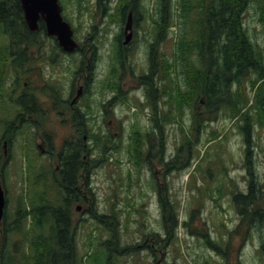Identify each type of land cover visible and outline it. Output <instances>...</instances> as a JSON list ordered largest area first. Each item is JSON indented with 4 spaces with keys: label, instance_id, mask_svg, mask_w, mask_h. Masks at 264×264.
<instances>
[{
    "label": "rangeland",
    "instance_id": "rangeland-1",
    "mask_svg": "<svg viewBox=\"0 0 264 264\" xmlns=\"http://www.w3.org/2000/svg\"><path fill=\"white\" fill-rule=\"evenodd\" d=\"M262 1L264 4V0ZM142 3H149L150 8H152L154 0H143ZM73 11L66 9L67 14L72 19V23L68 21L76 30L75 37L85 44L86 50L92 51L94 47V39H91V33L92 35L95 33L92 30L93 25L99 26L98 34L96 31L97 35L95 36L96 42L100 40L101 35L99 36V32L101 30L108 35L112 33L111 38L113 37L115 30L109 21V12L106 14L100 12L94 24H92L91 20L93 17H91L89 12L78 15L77 8ZM177 15L179 16V14ZM259 16V3H253L246 13L245 26L254 38V42L259 44L261 48H264V26L259 20ZM178 21L181 23L182 19ZM146 22L145 30L147 33L144 32V34L148 35L149 25L152 26L154 23L153 20H146ZM171 30V37L163 42V49L168 54H171V50L174 48V35L179 31V27L173 26ZM5 43H7V37L0 30V46ZM44 48L49 53L53 49V41L46 40ZM106 52L108 51L99 50L101 60L99 61L98 68L100 71L109 67ZM61 54L55 64L41 63L39 69L37 64H30L33 71H38V73L40 71L41 75L50 79L49 81L56 88H65L69 83L68 79L73 76L76 69L80 68V57L78 58L76 55L71 57L62 52ZM74 60H77L79 64L74 63ZM26 68L29 70V67ZM13 73H15V69L5 71V86L4 90L0 91V156L2 154L1 158L3 162L12 156V161L6 170V179H0L6 191V212L9 215L8 225L15 219L17 202H19L21 195L25 197V203L29 209L33 204L39 206V203L36 204L39 201L37 194L45 189L43 184L36 186L34 178L38 172L39 159L46 165L44 168H39L41 171L49 168L48 163L45 162L47 158L37 154L36 150H29L27 152L26 147H24L25 141L29 140L28 138L30 137L33 141L36 140L37 144L43 146L41 138H44L43 135L45 134L52 136L55 146H58L61 145L62 138L69 135L70 131L74 132L73 128L70 129V125L60 121L59 109L51 107L53 109L49 113H46L48 117L43 122V128L31 127L26 132L18 133L13 145L9 143L5 145L4 142L6 141L3 139V134L7 123L15 121L22 111V104H16L13 96V94H19L17 91L20 90V83L30 80L34 88L37 91L40 90L36 79L31 80L26 78L22 79V81H16ZM38 79L40 81V76H38ZM127 83L129 86H131V83L132 85L137 84L135 80L128 81V79ZM245 83L248 90L244 91L243 97L250 99L249 104H240L238 106L241 108L240 111L237 110V107H232L231 109L230 107L228 109L223 107V109L219 110L218 114L214 110L216 108V104H214L211 114L212 116L218 115V117H212L215 121L209 120V122H203V127L200 130L195 127V124L191 123V111L186 109L183 124L188 127L191 126L193 129L187 128L185 130L183 126L185 130L183 138L189 139L192 144H190V149L184 148L185 161L182 160L180 165H168L177 156V147L181 145L182 140L180 139L181 131L179 126L175 124H170L166 128L168 148L163 157H159V154H153L149 162L140 160L141 171L131 162L132 131L134 128H139L144 133L148 129L150 126V110L143 111L137 104H115L112 110L113 113L106 118V121L101 122L100 120L97 123L98 128L112 136L116 128L110 132L108 121L113 120L111 127H117L118 125L119 132L121 133V138L116 140L119 145L115 144L114 148L107 151L110 154V163H105L95 169L91 182L98 199L96 208L99 212L113 214V210H116L114 214L117 215L118 219H115V224L119 222L118 229L121 236L120 245L122 248L129 250L133 244H142L145 240L147 243L153 244L155 241H160L161 236H164L165 225L171 224H166V220H163L162 209L154 201L153 193H155L156 188H153V186H162L166 182L165 186H167L171 202L175 206V212L179 214L180 221H183V224H186L185 221L191 215H195L197 218L196 212L200 210L201 219L206 221L207 229L212 239L219 240L221 235L225 239L231 238V243L233 244L231 245V257L235 262H239L240 258L242 264H263V258L256 253V250L261 245H264V225H259L246 246L243 247V239L239 236L233 238L235 234H232L237 224V215L232 206V200L227 196L224 198L220 196L223 194L222 189L225 187L227 171L230 172L228 175L234 178V180L243 172L245 148L241 135L246 134L245 127L247 123H250V127L246 130L253 129L254 119L256 120L259 117L256 109L262 106L261 103L264 99L263 91L258 99L256 91L250 89V81L247 79ZM40 84H42L41 81ZM91 105L93 107L101 106V104ZM167 108V105L160 104L159 111L164 112V110H168ZM234 112H236L235 117L232 116ZM115 122H117L116 125ZM253 132V142L256 146L254 156L256 158L257 171L261 174L260 180L264 182V127L256 124ZM214 133H218V137H214ZM152 135L156 137L157 141L159 134L152 132ZM143 150L145 155H148L146 146H144ZM155 151L157 152V149ZM5 152L7 153L6 156L4 155ZM146 163L151 165L150 171L148 168H145L144 164ZM56 165L57 157L55 156L52 160L51 169H55ZM128 178L131 180H128ZM129 190H132L131 196L128 194ZM47 193L48 197L53 201L50 203L52 207L63 205L61 197L64 194V190L57 184H51ZM220 201L226 210H228V213L223 209V206L219 205ZM89 204L92 205L91 202ZM88 206L84 202H81L80 204H73L71 209L72 229L76 231L79 264H109L107 260L109 255L108 250H116L117 246L113 244L109 248L101 243L103 240L110 238L111 234L106 228L101 227L90 219V216L87 214ZM229 206H231L232 212L229 211ZM227 223V227L229 228L228 233L224 232L223 227L220 228V226ZM196 224L197 227L202 226L198 220ZM33 225L34 231L39 229L35 226L33 219H27L25 231H32L30 228ZM18 233L16 235H14L15 233L9 234L10 237L7 242L9 248L7 247L5 252L6 259L12 255L22 254V239L30 238V236L27 237ZM175 238L178 239L175 240ZM175 238L173 239L172 246L165 247L163 243L160 244L165 253V258L171 264L232 263V259L225 261L224 257L218 252L213 251L205 243L204 239L196 236L193 232L190 233L189 228H186L184 225L178 230ZM14 240L15 242L19 240V242L13 243L12 246L14 247L11 248V243ZM3 241V234L0 233V242L2 243ZM220 245L219 248L221 249L225 246L223 243ZM139 249L138 253L132 256L118 255L113 260V263L153 264V256H150L144 247H139Z\"/></svg>",
    "mask_w": 264,
    "mask_h": 264
},
{
    "label": "trees",
    "instance_id": "trees-1",
    "mask_svg": "<svg viewBox=\"0 0 264 264\" xmlns=\"http://www.w3.org/2000/svg\"><path fill=\"white\" fill-rule=\"evenodd\" d=\"M62 1L63 6L72 12L77 8L78 15L89 12L93 17L92 24L99 14V4L96 3V0ZM130 1L120 0L116 10L109 13L110 20L113 19L112 16H115L116 21L124 23ZM142 2L143 0H133L134 9H140L135 13L134 20L137 21L139 27H141L140 19L142 17H145L146 20H153L154 24L149 32L151 30L155 31L152 38L147 35L148 45L154 50L153 56L155 52H159L157 62L161 63V75L165 78V93L167 96L165 105H167L168 110H164L159 115L157 114L158 104H145V106L154 107L153 114L159 121L157 124L159 136L156 141V148H154L152 133L143 134L138 129L133 133V145L130 151L137 162L138 169H140V160L148 161L151 158V156L148 158V155H153L154 149H157L156 155L159 154V157H163L168 148L166 128L168 125L175 123L176 126H179L180 139L182 140L181 145L177 147V156L168 165H180L182 160L185 161L184 148L190 149V144H192L189 139L183 138L184 131L187 128L193 129L191 126L188 127L183 124L186 109L191 111L193 124L200 130L203 127V122L213 121L212 117H218V115L212 116L211 114L214 104H216L214 110L217 114L223 107L226 109L237 107V110L240 111L241 108L238 107L240 104H249L250 99L243 97L244 91L248 90L245 83L247 79L251 83L250 89L256 91L258 99L261 92H264V48L254 42V38L245 26L246 13L253 3H259V20L264 26V4L262 0H154V5L150 8L149 3L143 4ZM99 3L101 2L99 1ZM145 13L146 16H144ZM179 19H182L181 23H179ZM173 26H178L179 31L174 35V48L171 50V54H168L164 51L162 43L171 37ZM43 27L42 23L41 29ZM0 30L7 37V43L0 46V91H3L6 76L5 62L12 58L10 51H12V55L14 53L13 57L22 58V56L16 55L15 52H30L27 49L32 45H38L39 48L43 49L46 40H54L42 35L40 32H31L28 29L19 0H0ZM60 55H62L61 48L58 43L53 42V49L47 58L55 64ZM96 57L97 54L95 53ZM74 63H77V60H74ZM72 69L74 68L72 67ZM90 74L94 76L95 68L92 67ZM107 86L105 84V88ZM51 87L54 90V86ZM151 87L153 88L152 84ZM29 100L30 104H26L25 112L36 115L39 123L43 126V122L48 116L43 113L42 104H36L32 99ZM261 104L262 106L256 109L259 117L256 120L254 119L253 127L256 124L264 127V99ZM137 105L139 108L144 106L142 104ZM110 106L112 104H105L104 107ZM233 114L232 116L235 117L236 112ZM78 117L80 118L79 115L75 117L77 119L74 122L79 120ZM81 120L83 122V118ZM89 122L88 117L87 124H85L87 128L82 129L81 135L77 136L81 142L79 145L73 147V142L70 141L63 147L64 150L68 149L67 154L69 157H67L68 155H62V158H60L63 164L64 161H68L61 173L58 171L53 172L49 168L43 171L38 168L34 183L36 186L40 184L45 186V189L37 194L39 201L36 204L39 203V206L33 204L28 209L25 197L23 195L19 197L15 219L9 225L4 226V233L0 232L4 238V241L0 242V264H79L76 231L72 229L71 209L73 200L67 190L79 186V166L84 167L86 165L85 176L86 182L89 183L93 168L110 163V154L107 153L111 148L110 139L102 132L93 131ZM8 124L15 125V121L7 123L6 136L3 138L5 140H10L12 133H14L12 128L8 129ZM249 127L250 123H247L245 127L247 136H250V129L246 130ZM214 134V137L219 135L218 133ZM85 135L89 138L88 141H84ZM150 138L149 143L152 147L150 152L147 153L148 155H145L143 148L146 140ZM26 149L29 152L28 147ZM96 152V157L91 159ZM84 154L87 155L86 162L83 158ZM1 157L2 154L0 156V178L5 180L6 170L12 161V156L4 162ZM54 183L67 192L66 196L62 195L61 197L63 205L60 207L50 205L53 201L48 197L47 191ZM168 198H166L165 206L166 209H170L171 214L166 216V224L170 223L171 225H168V228L174 230L179 225V221L175 217L174 206L168 201ZM239 203V200L236 199L238 207L240 206ZM248 204L252 210H258L257 213L262 219V210L257 208V204L255 202L251 204L249 201ZM89 212L87 214H89L90 219L111 232V237L101 243L109 248L113 244L117 246L116 250H108L107 260L109 264H114L113 260L118 255L132 256L137 254V251L133 249L126 250L121 247V236L118 225L115 224L116 214H103L96 208ZM199 212L200 210L196 214L199 215ZM195 217L193 215L190 226L193 225ZM29 218L35 221L38 230L34 231L33 225L30 228L32 231H25V222ZM6 219H9L8 212H5ZM185 226L188 227L189 223ZM200 229L202 228H195V230L191 228L190 230L193 233H200L198 232ZM203 232L207 235V228ZM10 233H15L14 235L16 233L23 234L27 237L30 236V238L22 239V254L12 255L6 259L5 252L7 247L9 248L7 242ZM171 233L172 231L169 232V234ZM16 242H19V240H16ZM16 242L14 240L11 243V248L14 247L12 245ZM207 242L220 251L216 243L214 245L210 240H207ZM116 251L118 252L116 253Z\"/></svg>",
    "mask_w": 264,
    "mask_h": 264
},
{
    "label": "flooded vegetation",
    "instance_id": "flooded-vegetation-1",
    "mask_svg": "<svg viewBox=\"0 0 264 264\" xmlns=\"http://www.w3.org/2000/svg\"><path fill=\"white\" fill-rule=\"evenodd\" d=\"M99 1L101 3H99ZM119 1L120 0H96V3L99 4V13L102 12L103 14H106L107 12H114L119 4ZM138 10L140 9H134L133 0H131L128 5V11L126 15L127 17L124 23L116 21L115 16H112V21L109 18V21L111 22V25L115 30L112 38V33L108 35L106 32H103V30H101V32H99V36L101 35L100 40L96 42L95 36L98 34L99 26H92V30L95 32L93 35L91 33V39H94V47L92 51L86 50L85 44L82 41H79L80 48L76 53V56H79L81 58L80 68L78 69V71L76 69L73 76L68 79L69 86L67 85L65 86V88H56L54 84H51V82L49 81L50 79L42 76L40 71L39 74L38 71L35 72L31 68L32 66H30V64H37L38 69L41 63H47L49 65L53 64L52 60H49L47 58L50 52L48 53L45 48L42 49L39 48L38 45H32L27 49L30 50V52L27 51V53H23V51H16V55H20L22 56V58L13 57L14 53L12 55V51H10L12 58L5 62V71L7 72L15 69V73L13 74L15 75L16 81H22V79L26 78H29L31 80L36 79L38 85L40 86V90L37 91L30 80L28 82L22 81L20 83V90L17 91L19 92V94H13V96L16 104H22V111L15 120V125L8 124V129L12 128L14 130V133H12V135L9 133V135H11L12 137L10 140H4L6 141L4 142L5 145H7L8 143L13 145L16 140V135L18 133L26 132L31 127L38 128V126H40V128H43V126H41L42 124L39 123V119L36 115L31 113L28 114L25 112V108L27 107L26 104H30L29 99H32L36 104H42L44 114L49 113L53 108L59 109V114L61 116L60 121H62V123H67V125H70V129L73 128L74 132L72 133V131H70V134L62 138L61 145L58 146H55L52 136H47L45 134L43 135L44 138H41L43 146L41 144H37L36 140L33 141L29 137L28 139L30 140V142L28 144V149L31 151L36 150L39 155L47 158V161L45 162L48 163L49 168H51L53 157L56 156L57 165L55 169H53V171H58L61 173L63 171L62 169H64L65 165H67L68 162L64 161L63 164L60 159L62 158V155H68V149L64 150L63 147L67 144V142L70 141L73 142V147H76V145H79L81 143L77 136L81 135L82 129L87 128L85 124H87L86 121L88 117L90 120V126L92 127L93 131L104 133L100 128H98L97 123L100 120L101 122L106 121V118L113 113L112 110L114 107H104L105 104H166L167 96L165 93V78L161 75L162 65L161 63L157 62L159 58V52H155V55L153 56L154 50H152L150 45H148V37L152 38L155 30H151L150 32L148 31V37L144 34V32L147 33L145 30V25L147 24L146 18L142 17L140 19L141 27H139L138 23H136L137 21L134 20L136 15L135 13ZM144 16H146V13L144 14ZM129 22L131 23V28H127ZM151 27L152 26L149 25V29ZM38 32H40L44 36L48 35L45 27H43V29L40 28ZM130 34L132 35V37L129 42H126L127 36ZM53 40V42L58 43L56 39L53 38ZM100 49L103 51H108L106 52V54L109 61L108 69L104 68L101 69V71L98 68L99 61L101 60V54L99 53ZM95 53L97 54L96 58ZM30 57L32 58L29 59ZM48 60L50 62H45ZM26 67H29V70ZM92 67L95 68L94 76L90 74ZM38 76H40V81L42 84H40ZM127 79L128 81L135 80L137 84L132 85L131 83V86H129L127 83ZM105 84L106 86L108 85L106 88ZM151 84L153 85V88L151 87ZM52 85L54 86V90L51 87ZM55 92H57L56 95ZM91 104H101V106L99 105L97 107H93ZM157 109V114L160 115L161 112L159 111V106H157ZM149 110L151 113L149 119L150 126L148 127V129H146L145 132L146 134H151L155 131V133H158L157 124L159 121L153 114L154 107H150ZM77 115H79L80 118L78 117L79 120L74 122L77 119H75ZM81 118H83V122ZM112 122L113 120L108 121V128L110 132H112V130L116 128L115 133H113L112 136L104 133V135L107 136L108 139H110V150L115 147V144L119 145L116 140H119V138H121L119 126L117 125V127H111ZM116 123L117 122H115V125ZM3 135L5 137L6 133L4 132ZM241 137H243L242 140L244 142L245 151L248 152L244 157L243 172L235 180L231 176L227 175L225 187L222 189L223 194H221L220 196H223V198L227 196L230 200H232V206L234 207L237 215V224L235 229L238 230V232L236 233V237L239 236L243 239L242 244L243 247H245L252 234H254V232L259 227L260 221L262 220L261 217L257 215V209L252 210L250 207H248V201L251 204L255 202L258 209L262 210L264 208V202L262 201L264 189L261 185H264V182L260 180L261 174L257 171L258 168L256 158L254 156L255 145L253 139L251 143L248 144V139L246 138V136L242 135ZM88 140L89 138L85 135L84 141ZM150 140L151 138L147 139L145 142L147 153L150 152V149L152 147L151 143H149ZM152 140H154V148H156V137L154 135L152 136ZM155 152L153 153L155 154ZM4 155L6 156L7 153L5 152ZM96 155L97 152L95 153V156L91 157V159L96 157ZM67 157H69V155ZM83 158L86 162L87 155L84 154ZM38 164L40 167H46L41 159L38 160ZM139 166L141 168L140 163ZM144 166H146L145 168H148L149 171L151 170V165L149 163L144 164ZM76 167L78 166L76 165ZM95 169H97V167L92 169L90 182L87 183L85 176L87 167L86 165L84 167L79 166V186H74L67 190L70 198L73 200L72 204H80L81 202H84L86 205H89L87 213L93 210V208H96L98 200L91 182L92 175ZM165 184L166 182H164L162 186H153V188L156 189L155 193L152 192L155 198L154 201L156 205H160L162 209L163 220H165L167 211L165 201L166 198H168L169 194L167 186H165ZM86 187H88V189H86ZM131 191L132 190L128 191L129 195L131 194ZM67 192L64 190L63 195L66 196ZM253 195L254 197L252 198ZM236 199H238L240 202L239 207L236 204ZM91 201L92 205L89 204ZM229 211L232 212L231 206H229ZM4 224H8V221L5 219L4 222L0 224L1 233L5 232L3 228ZM166 231L167 227L165 225L164 236H161L160 241H155L153 244H149L145 240L142 244L136 243L130 247L134 248L135 250H140L139 247H144V249L149 252L150 256H153V264H171L165 258V253L163 252V248L162 246H160V244L163 243L165 247L172 246L175 234L173 233L172 238L167 242ZM230 244L232 245L231 242ZM263 249L264 245H261L258 250H256V253L261 258ZM237 263L242 264L241 261Z\"/></svg>",
    "mask_w": 264,
    "mask_h": 264
},
{
    "label": "water",
    "instance_id": "water-1",
    "mask_svg": "<svg viewBox=\"0 0 264 264\" xmlns=\"http://www.w3.org/2000/svg\"><path fill=\"white\" fill-rule=\"evenodd\" d=\"M24 20L30 31L36 32L40 27V20L46 25L49 36L57 38L59 45L67 53H73L79 44L74 39V31L70 23L64 20L62 6L59 0H20ZM127 28H131L128 23ZM132 35H128L126 42H129ZM6 206V192L0 183V222L4 217Z\"/></svg>",
    "mask_w": 264,
    "mask_h": 264
},
{
    "label": "bare ground",
    "instance_id": "bare-ground-1",
    "mask_svg": "<svg viewBox=\"0 0 264 264\" xmlns=\"http://www.w3.org/2000/svg\"><path fill=\"white\" fill-rule=\"evenodd\" d=\"M67 257V256H66ZM68 260V259H67Z\"/></svg>",
    "mask_w": 264,
    "mask_h": 264
}]
</instances>
